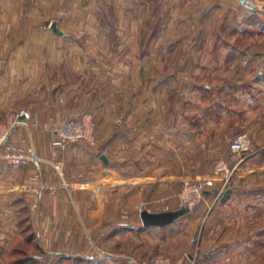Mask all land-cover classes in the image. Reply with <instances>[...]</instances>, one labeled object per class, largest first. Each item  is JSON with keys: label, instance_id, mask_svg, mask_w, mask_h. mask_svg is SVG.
Returning a JSON list of instances; mask_svg holds the SVG:
<instances>
[{"label": "rangeland", "instance_id": "374dc122", "mask_svg": "<svg viewBox=\"0 0 264 264\" xmlns=\"http://www.w3.org/2000/svg\"><path fill=\"white\" fill-rule=\"evenodd\" d=\"M119 5L68 20L58 29L61 35L52 24L32 32L42 42L35 47L61 48L57 54L63 58L54 55L60 71H93L111 102L122 101L124 93L130 98L128 131L116 136L130 142L133 151L127 154L133 157L139 142L156 145L158 160L152 161H159L154 167L162 169L156 173L162 180L173 162L168 159L177 160L167 181H148L154 173L148 169L146 184H132L130 218L119 215L115 222L145 227L143 213H168L172 220L129 239L109 241L106 233H95L99 260L65 263L43 249L40 216L20 217V226L4 234L9 247L0 244V264H123L108 262L107 250L133 256L134 264L153 256L178 264H264V18L247 19L237 0H142L135 11ZM11 106L2 105L0 142L8 136L0 157L20 166L36 158L10 141L17 125V117L5 118L16 110ZM24 109L30 112L21 108L18 115ZM98 109H85L58 130L90 113L95 144L80 142L95 147ZM54 137L61 149L76 144L62 146ZM228 190L232 196L222 202ZM233 195L236 207L226 208ZM189 197L196 198L187 202ZM152 249L157 251L146 253Z\"/></svg>", "mask_w": 264, "mask_h": 264}, {"label": "crops", "instance_id": "0c3cea01", "mask_svg": "<svg viewBox=\"0 0 264 264\" xmlns=\"http://www.w3.org/2000/svg\"><path fill=\"white\" fill-rule=\"evenodd\" d=\"M121 1L107 0L104 4L96 0H0V119L4 118L2 105L16 108L10 116H5L17 117L10 141L15 148H30L36 158L19 166L0 157V244L6 243V247H9L8 239L4 234L13 233L20 226V217L24 220L25 216H40L43 249L49 255H61L65 263L99 260L93 253V249L97 252L99 247L97 236L95 242L93 239L95 233H106L109 241H115L162 226L131 228L126 221H115L119 215L130 218L132 184L167 181L173 176L177 160L168 159L173 162L161 173L165 178L162 180L156 175L162 169L154 167L159 166V161H152L158 160L156 145L139 142L134 147L135 155L127 154L133 151L130 142L116 136L128 131L125 118L130 98L124 93L122 101L115 98L111 102L110 93L105 95L107 92H103V85L93 71H60L61 62L54 55L60 53L61 48L37 51L35 46L42 42L32 33L45 30L50 24H56L59 29L68 20L79 22L85 12L88 15L117 10L119 4V9L124 4L132 5L129 9L135 11L142 2ZM251 1L264 12V0ZM238 11L247 12V19L258 18L239 2ZM260 16L264 18V13ZM94 23L98 21L93 20ZM49 42L51 39L47 38L46 43ZM90 107H100L101 113L96 146L88 147L81 142L68 149L56 146L54 136L59 127ZM21 108L29 109L33 118L27 121L18 117ZM147 151H153L154 156L148 158ZM148 169H154L149 180ZM236 199L233 195L226 208L234 206ZM156 251L146 253L151 255ZM105 255L109 256L108 262L134 264L137 260L114 250L105 251Z\"/></svg>", "mask_w": 264, "mask_h": 264}, {"label": "built area", "instance_id": "2783aa9c", "mask_svg": "<svg viewBox=\"0 0 264 264\" xmlns=\"http://www.w3.org/2000/svg\"><path fill=\"white\" fill-rule=\"evenodd\" d=\"M18 117H24L25 120L31 119V113L28 110H22ZM17 124V121L15 122ZM14 125V124H13ZM95 129L96 124L90 113H85L83 117L77 120L70 121L63 128L57 131L60 139L59 144L64 146L66 144L77 143L84 141L86 143L95 144ZM8 134L6 133L0 142V146L4 145L3 141L6 140ZM16 162H20V158H16ZM220 168V167H219ZM220 171V169L218 170ZM193 195L198 194V190L192 192ZM202 194H204L202 192ZM201 199V194L198 195ZM196 198V197H195ZM194 198V199H195ZM193 197H189L186 201H194ZM187 201V202H188ZM137 264H178L169 257L153 256L148 259L138 261Z\"/></svg>", "mask_w": 264, "mask_h": 264}, {"label": "water", "instance_id": "95a60500", "mask_svg": "<svg viewBox=\"0 0 264 264\" xmlns=\"http://www.w3.org/2000/svg\"><path fill=\"white\" fill-rule=\"evenodd\" d=\"M241 5H243L244 7H246L247 9H249L252 12L255 13H264L260 8H258L255 3L251 0H237ZM52 29L55 33H57L58 35H61V32L58 30V27L56 26V24H52ZM231 195V190H228L225 195L222 198V202H226L228 200V198ZM142 220L143 223L146 226L149 225H154V224H166L169 221L172 220V215L171 214H162V215H152V214H148V213H143L142 214Z\"/></svg>", "mask_w": 264, "mask_h": 264}, {"label": "trees", "instance_id": "16d2710c", "mask_svg": "<svg viewBox=\"0 0 264 264\" xmlns=\"http://www.w3.org/2000/svg\"><path fill=\"white\" fill-rule=\"evenodd\" d=\"M254 13H255V12H254ZM255 14L258 15V18L262 17V16H260L261 13H255Z\"/></svg>", "mask_w": 264, "mask_h": 264}]
</instances>
